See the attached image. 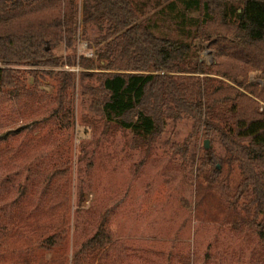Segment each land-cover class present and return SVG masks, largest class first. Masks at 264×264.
<instances>
[{
	"label": "trees",
	"instance_id": "obj_1",
	"mask_svg": "<svg viewBox=\"0 0 264 264\" xmlns=\"http://www.w3.org/2000/svg\"><path fill=\"white\" fill-rule=\"evenodd\" d=\"M81 39L94 56L78 54ZM206 47L216 55L211 65L200 56ZM251 72L264 80V0H0V92L21 99L51 79L66 118L80 98L144 148L169 121L191 119L195 135L203 130L225 152L204 145L196 170L209 171L223 200L247 210L264 239V85L249 82ZM193 136L171 144L184 160L196 153ZM225 162L240 170L234 192ZM110 215L76 261L111 244Z\"/></svg>",
	"mask_w": 264,
	"mask_h": 264
},
{
	"label": "rangeland",
	"instance_id": "obj_2",
	"mask_svg": "<svg viewBox=\"0 0 264 264\" xmlns=\"http://www.w3.org/2000/svg\"><path fill=\"white\" fill-rule=\"evenodd\" d=\"M77 47L94 56L86 39ZM200 56L211 65L216 55L206 47ZM249 78L264 85L260 73ZM49 83L21 99L0 92V264H264L252 215L223 200L209 171L196 170L209 139L194 134L191 119L169 121L154 144L139 147L80 98L66 118ZM191 134L197 150L184 160L171 144ZM222 176L234 192L237 164L225 162ZM106 210L111 244L76 261Z\"/></svg>",
	"mask_w": 264,
	"mask_h": 264
},
{
	"label": "water",
	"instance_id": "obj_3",
	"mask_svg": "<svg viewBox=\"0 0 264 264\" xmlns=\"http://www.w3.org/2000/svg\"><path fill=\"white\" fill-rule=\"evenodd\" d=\"M205 147L208 148L209 147V140L205 141Z\"/></svg>",
	"mask_w": 264,
	"mask_h": 264
}]
</instances>
